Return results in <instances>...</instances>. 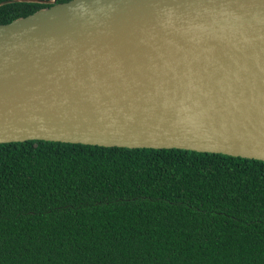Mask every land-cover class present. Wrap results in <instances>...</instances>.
I'll use <instances>...</instances> for the list:
<instances>
[{
    "label": "water",
    "instance_id": "water-1",
    "mask_svg": "<svg viewBox=\"0 0 264 264\" xmlns=\"http://www.w3.org/2000/svg\"><path fill=\"white\" fill-rule=\"evenodd\" d=\"M12 1L50 5L0 24V143L264 161V0Z\"/></svg>",
    "mask_w": 264,
    "mask_h": 264
},
{
    "label": "trees",
    "instance_id": "trees-1",
    "mask_svg": "<svg viewBox=\"0 0 264 264\" xmlns=\"http://www.w3.org/2000/svg\"><path fill=\"white\" fill-rule=\"evenodd\" d=\"M1 1L0 24L50 5ZM0 264H264V161L0 143Z\"/></svg>",
    "mask_w": 264,
    "mask_h": 264
}]
</instances>
